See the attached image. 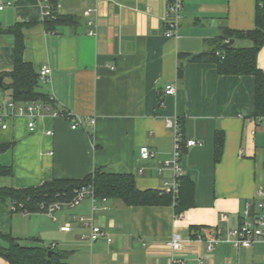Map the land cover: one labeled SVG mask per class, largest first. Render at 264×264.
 I'll return each instance as SVG.
<instances>
[{
  "label": "crops",
  "instance_id": "obj_1",
  "mask_svg": "<svg viewBox=\"0 0 264 264\" xmlns=\"http://www.w3.org/2000/svg\"><path fill=\"white\" fill-rule=\"evenodd\" d=\"M7 1L0 25L32 22L22 29L23 58L36 72L46 66L51 74L47 81L39 79L38 87L48 101H14L11 91L2 89L9 80L0 75V144H10L0 153V165L12 168L11 176H0V187L83 178L100 168L132 174L140 190H161L179 174L193 181L194 205L176 218L173 205L128 207L112 199L84 197L52 216L12 211L9 203L0 211V231L27 245L46 246L56 237L50 247L67 251L69 264H172L173 256L184 264H199L200 259L204 264H264V241L236 248L230 234L244 203L254 200L258 188L264 191V123L248 116L254 79L220 75L213 63L190 60L209 49L206 40L222 26L253 28L256 0H183L172 37L164 35L165 0H59L57 14L80 22L55 31L44 28V0ZM236 43L249 45L247 40ZM13 60V37L0 35V73L11 69ZM257 63L264 71V46ZM170 83H175V93L166 95ZM9 100L13 108L7 106ZM27 102L39 105L33 131L27 128L32 118ZM77 118L82 123L72 129ZM166 121L177 122L178 132ZM216 132L223 136L218 161ZM176 135L181 144L178 171L173 168ZM189 139L200 144L187 146ZM142 146L150 157L140 156ZM79 216L92 218L104 234L90 242L89 228ZM66 224L69 231L61 230ZM191 226L199 228L192 231ZM173 234L182 238L176 252L168 244ZM216 237L220 241L208 252L205 240ZM0 264L8 262L0 257Z\"/></svg>",
  "mask_w": 264,
  "mask_h": 264
},
{
  "label": "trees",
  "instance_id": "obj_2",
  "mask_svg": "<svg viewBox=\"0 0 264 264\" xmlns=\"http://www.w3.org/2000/svg\"><path fill=\"white\" fill-rule=\"evenodd\" d=\"M59 0H47L50 15L44 17L43 25L47 31H55L60 26H75L80 22L76 16L57 14ZM32 22H17L12 26L0 25V35L10 34L13 37V66L10 70L0 73L9 82L2 89L11 91L14 101H48L49 97L38 90L39 77L31 63L23 58L24 39L22 29ZM247 40L249 45L236 46L234 43L222 47L226 40ZM209 49L193 54L190 60L208 62L216 66L220 75H250L254 79V103L248 110V116L264 117V71L259 68L257 55L264 46V0H256L254 27L240 30L222 26L217 36L206 40ZM178 77L182 70L178 69ZM1 89V88H0ZM10 144H0V153ZM223 147L221 132L214 135V161H218ZM10 166L0 165V176H11ZM82 187H90L95 200L112 199L125 206L141 205H173L175 214H180L194 205V184L187 176L178 177V194L173 197L161 190H140L130 173L107 172L100 168L94 169L83 178H51L40 185L26 188L0 187V211L9 203L16 206V211L24 213L45 212L44 207L60 200H69ZM88 197V196H87ZM199 227L191 226L193 231ZM196 237V234L193 236ZM0 257L8 264H69L66 261L67 251L41 245L20 243L11 234L0 231Z\"/></svg>",
  "mask_w": 264,
  "mask_h": 264
},
{
  "label": "built area",
  "instance_id": "obj_3",
  "mask_svg": "<svg viewBox=\"0 0 264 264\" xmlns=\"http://www.w3.org/2000/svg\"><path fill=\"white\" fill-rule=\"evenodd\" d=\"M46 5L44 7V16L50 15V7L47 3V0H44ZM168 19L166 20V28L164 30V35L166 37H172L175 35L176 30L180 24L181 20V10L183 5V0H165ZM10 5V1L7 0H0V10H2L5 6ZM90 13L91 9L87 10ZM88 25L93 27V22L88 21ZM90 34H93V30L89 31ZM51 74L50 68L46 66H42L38 71V77L41 80H48ZM164 93L166 95H172L175 93V83L168 84L165 89ZM2 96V91L0 89V97ZM7 106L13 108L15 103L13 100H9L7 102ZM39 105L36 102H27L25 104V110L31 115V119L27 123V128L29 131H33L35 128V121H34V110L37 109ZM23 106H18L17 109L19 111L23 110ZM55 116L58 113H54ZM262 123H264V117L257 118ZM92 124L94 122L93 119L89 120ZM82 121L81 118L73 119L71 122V128L76 129L81 125ZM166 125L168 127H172L175 132H178V123L172 124L170 121H166ZM2 128H6V124L2 125ZM47 134L51 135L53 132L51 130L46 131ZM200 142L189 139L186 141L187 146H194L199 145ZM140 156L142 158H148L152 155L151 151L147 148V146H142L139 149ZM181 154V144L179 142V135L175 137V144H174V153H173V168L175 171L179 170L178 166V159ZM167 163V162H166ZM180 175L176 174L171 184H166L162 189L161 192L170 193L173 197L177 196L178 194V177ZM89 197L92 200H95L93 196V192L90 187H82L78 189L73 198L69 200H60L55 201L47 206H41V208L45 209L44 211L50 215H53L54 211L60 209L62 206L74 207L79 204L80 200L84 197ZM105 200V199H103ZM11 210H16L15 204H11ZM182 213L175 214L174 217L180 218ZM78 221L84 225L85 227L89 228V234L87 236L90 242L96 241L100 238L104 232L102 231L101 227L94 224L92 218H86L84 216H79ZM70 226L66 224L61 227L63 231H69ZM230 234L233 235L232 244L236 248H248L254 242L257 241H264V191L261 188H258L255 192L254 200H247L244 203L243 210L241 212V219L238 226L230 231ZM198 240H203L204 238L200 235L197 236ZM110 241V239H108ZM220 241L219 238H213L205 240L206 242V249L208 252L212 251L215 244ZM168 244L172 246L174 252L179 251L182 247V238L179 234H173L171 239L169 240ZM172 264H184V260L182 258L173 256L171 259ZM199 264H204L203 261L200 259Z\"/></svg>",
  "mask_w": 264,
  "mask_h": 264
},
{
  "label": "water",
  "instance_id": "obj_4",
  "mask_svg": "<svg viewBox=\"0 0 264 264\" xmlns=\"http://www.w3.org/2000/svg\"><path fill=\"white\" fill-rule=\"evenodd\" d=\"M233 43H234V39H229L223 43L222 47H228L232 45ZM1 81H2V77H0V86L3 85Z\"/></svg>",
  "mask_w": 264,
  "mask_h": 264
},
{
  "label": "rangeland",
  "instance_id": "obj_5",
  "mask_svg": "<svg viewBox=\"0 0 264 264\" xmlns=\"http://www.w3.org/2000/svg\"><path fill=\"white\" fill-rule=\"evenodd\" d=\"M236 46H240V44H238V43H236ZM0 180H1V178H0ZM57 210H59V209H57ZM49 216H52V215H49ZM52 218V217H51ZM55 234V233H54ZM57 242V238L55 237V238H53V240H47L46 242H45V240H44V242H45V244H46V246L47 247H50V245H51V243L52 242ZM25 243H27V242H25ZM55 245V244H54ZM52 246V245H51Z\"/></svg>",
  "mask_w": 264,
  "mask_h": 264
}]
</instances>
